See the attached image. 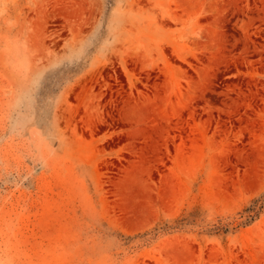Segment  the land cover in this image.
I'll return each mask as SVG.
<instances>
[{
  "label": "rangeland",
  "instance_id": "obj_1",
  "mask_svg": "<svg viewBox=\"0 0 264 264\" xmlns=\"http://www.w3.org/2000/svg\"><path fill=\"white\" fill-rule=\"evenodd\" d=\"M0 264H264V0H0Z\"/></svg>",
  "mask_w": 264,
  "mask_h": 264
}]
</instances>
